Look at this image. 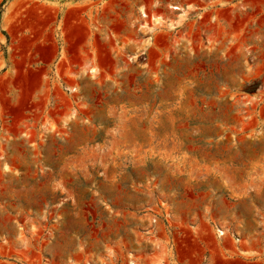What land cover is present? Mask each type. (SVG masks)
Instances as JSON below:
<instances>
[{
    "label": "rangeland",
    "instance_id": "rangeland-1",
    "mask_svg": "<svg viewBox=\"0 0 264 264\" xmlns=\"http://www.w3.org/2000/svg\"><path fill=\"white\" fill-rule=\"evenodd\" d=\"M7 1L0 264H264V0Z\"/></svg>",
    "mask_w": 264,
    "mask_h": 264
},
{
    "label": "crops",
    "instance_id": "crops-1",
    "mask_svg": "<svg viewBox=\"0 0 264 264\" xmlns=\"http://www.w3.org/2000/svg\"><path fill=\"white\" fill-rule=\"evenodd\" d=\"M235 0H178V5L175 7H181L182 12L185 16L184 24L181 25L180 28H182L186 23L191 22L194 17L196 16V12L199 11V15H203L205 11L211 10V9H218L222 7H227L230 5H233ZM203 3H208V6H205ZM214 4V5H213ZM11 9V12L18 13L19 11H26L25 17L28 19L29 24V32L32 34H36L37 32H42V28L37 25L38 21L41 20V16L38 14L39 11H41V7L36 4L35 1L32 0H8L3 7V10H1V13L6 15L7 12ZM169 13H163L164 17L166 18H156L159 19V21L156 24V26L162 28L165 27V23L173 20L171 22H175L179 14L182 12H178L176 10H173V12L169 7ZM188 11V12H187ZM188 13V16H187ZM200 15V16H201ZM187 18V19H186ZM169 22V23H171ZM180 23V24H181ZM13 28H17V26H12ZM17 31V29H16ZM51 32H53V24H51Z\"/></svg>",
    "mask_w": 264,
    "mask_h": 264
},
{
    "label": "bare ground",
    "instance_id": "bare-ground-1",
    "mask_svg": "<svg viewBox=\"0 0 264 264\" xmlns=\"http://www.w3.org/2000/svg\"><path fill=\"white\" fill-rule=\"evenodd\" d=\"M171 9L172 10H176V11H178V12H182L183 10H182V8L179 6V7H175V6H173V7H171ZM184 19H185V16H184V14H183V12L181 13V14H179V16L177 17V19H176V21L173 23V24H169V25H167V28H169V29H175L176 28V26L179 24L180 25V23L182 22V21H184ZM152 29V28H151Z\"/></svg>",
    "mask_w": 264,
    "mask_h": 264
}]
</instances>
